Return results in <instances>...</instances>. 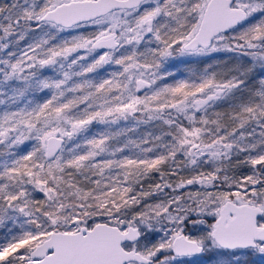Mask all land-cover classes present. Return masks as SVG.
<instances>
[{
  "label": "trees",
  "instance_id": "obj_1",
  "mask_svg": "<svg viewBox=\"0 0 264 264\" xmlns=\"http://www.w3.org/2000/svg\"><path fill=\"white\" fill-rule=\"evenodd\" d=\"M153 2L160 5V13L151 32L138 35L134 44L123 46L121 41L119 48L101 52L91 46L83 50L81 40L102 18L73 26L67 36L58 37L59 26L39 20L53 0H0V264H26L33 248L52 231L71 232L103 221L122 228L135 216L136 225L130 226L142 231L145 223L155 227L162 222L167 207L183 215L185 211L176 206L189 200L191 188L189 184L178 187L180 181L215 174V186L240 182L253 188L264 184V15L248 17L246 23L222 35L221 42L216 39L212 46L224 51L218 56L187 59L179 55L178 48L196 32L206 0ZM131 11L115 12L125 22L124 16ZM116 33L119 38L120 31ZM5 36L6 41L1 42ZM31 58L23 75L7 77L9 64L19 66ZM134 58L152 65L162 76L158 81L166 85L165 92L153 101L141 102L151 107L148 121L154 117L150 123L167 124L172 139L165 145L153 143L151 135L143 141L121 140L116 154L110 156L101 148L109 141L108 127L87 121L103 104L121 98L141 100L144 92H132L129 87L128 65ZM219 59L231 70V80L218 79L219 83H238L237 91L232 92L234 99H251L237 107H213L207 116L201 112L191 116L178 109V104L214 83L208 82L202 70ZM243 69L250 74L244 75ZM66 120L75 122L74 140H67L60 160L48 161L43 145L55 132L50 125ZM219 138L233 140L238 149L229 152L219 147L214 153L220 161L190 165L189 149L195 142L208 146ZM227 168L234 169L235 178ZM14 173L17 180L11 176ZM26 173L31 178L21 181L18 176ZM255 178L261 183H253ZM228 197L235 198L233 194ZM15 202L25 203V212L16 217L10 207ZM188 207L195 208L196 202ZM20 219L30 220L38 230L25 232ZM214 220L189 214L183 220V234L196 225L212 228ZM211 241L201 244L202 255L165 264H264L257 249H245L241 254ZM170 255L171 249L151 264Z\"/></svg>",
  "mask_w": 264,
  "mask_h": 264
},
{
  "label": "rangeland",
  "instance_id": "obj_2",
  "mask_svg": "<svg viewBox=\"0 0 264 264\" xmlns=\"http://www.w3.org/2000/svg\"><path fill=\"white\" fill-rule=\"evenodd\" d=\"M71 0H53L52 7L60 4V2H67ZM207 1V0H206ZM237 5L239 7H242L246 9L249 12L250 18H255L258 15H264V0H236ZM142 7H139L137 9L132 10L131 12H127L125 17V22L121 19V15L118 12H113L112 14L105 15L102 17L100 21H97L92 25L94 27L93 32H88L87 34H84V40H81V44H84V49H87V47H95V43L97 39L103 38L105 36L116 34V31H120L119 33V39L123 42V46H128L131 43L134 44L136 40L138 39V35L140 34H147L148 32H151V29L153 30V22L158 18V15L160 13V5H157L152 0H149L142 4ZM264 18V16H263ZM88 28V27H87ZM70 28H60L59 27V33L58 37L67 36L68 31ZM194 34V33H193ZM192 34V35H193ZM192 35H190L188 38L183 39L180 43V46L178 48L179 55L187 59H195V58H204L209 56H215L219 55L220 53H223L224 51L217 45H214L211 49L208 50H198L193 52H187L183 49L182 45L186 42V40H189ZM223 36H219L217 38V42H221L223 40ZM264 38V36H263ZM7 39V36H5L1 42H5ZM80 45V43L78 44ZM121 46V45H120ZM70 47H66V49H69ZM119 48V47H118ZM65 49V50H66ZM253 55V54H251ZM131 62H129V87L132 92H136L138 90H142L144 93H142L141 100H138L137 102L134 101H128L123 100V98L119 99L116 102H109L108 104H103V108L101 111H98V114L93 113L92 119L87 122H96L97 124H102L105 127H108V136L109 141L103 144L101 148L103 149V153H106L108 155H115L116 154V145L118 142H121V140H130V139H141L143 141L144 136L151 135V141L154 143V141L159 142L161 145H165L168 142L171 141V136L168 134L167 131V124H163L160 121H154L153 123H150L154 117L149 119L148 121L147 115H151L149 108L151 109L150 105L145 106L146 104H142V100L144 101H153L154 99H157L162 95V93L166 90V85L159 84V79L162 80V76H159L155 70H153L152 65H148L144 62L138 61L135 58L130 59ZM27 63H20L19 66L16 64L10 65V72L9 76L12 77L13 75L18 74V76L23 75L24 72L30 67L29 65L33 62L32 58L28 59L26 61ZM249 69V68H248ZM252 69V68H250ZM247 70V69H246ZM229 67L224 66L222 64L221 59L215 64H213L211 67H206L202 70V75L204 77L209 78L208 82H214L213 84H210L208 87L203 89L199 93H195L191 97L185 99L184 103L178 104L177 108L181 109L185 112L187 110L188 112H191L190 115L193 116L196 112H201L204 115H210L211 114V108L224 105L227 108L229 107H237L239 103L246 102V100L251 99L249 96L247 99L238 97L234 99L235 97L232 96L233 91H237L238 89V83H219L222 79L224 81L231 80V77L229 75ZM244 72V75L248 76L250 72L245 71V69L242 70ZM9 79V78H8ZM26 79V78H25ZM218 80V81H217ZM207 82V83H208ZM149 83L151 87L147 90H143V84ZM217 85L215 86V84ZM69 87V86H67ZM218 94V95H217ZM85 98V97H84ZM215 98L217 99V103H213ZM243 100V101H242ZM143 105V106H141ZM225 107V108H226ZM155 115V114H154ZM153 115V116H154ZM113 117V118H112ZM110 119V120H109ZM108 121V122H106ZM59 123V121H58ZM75 122L72 120H66L65 122L55 125L53 129H55L52 134L55 135H64L68 141L74 140L73 138V131ZM61 128V129H60ZM58 132H57V131ZM59 130H63V134L59 133ZM71 130V131H70ZM225 138L227 137V132L224 133ZM46 139V138H45ZM234 139V138H232ZM45 143L43 145V151L45 153ZM219 147L223 148V151H235L238 149L237 143L233 140L226 141L221 138L219 140H216L212 142L210 145H204L200 142H195L191 149H189V154L192 156V159L190 160L191 166H198V164H201L200 162L205 161L206 164H212L215 162H218L221 160L219 154L214 151L219 150ZM202 151L201 154H196L194 151ZM62 152L57 156L59 160L62 158ZM206 159V160H205ZM197 161V165L192 164L193 162ZM202 165V164H201ZM216 167V166H215ZM228 172L232 173L233 177L235 178V172L233 168H227L225 169ZM226 171V172H227ZM217 172V171H216ZM264 173V172H263ZM12 178H15L17 180V174H12ZM226 178V174L223 175ZM31 178V173H26L25 176L20 174L18 178H21V181L26 178ZM216 177L210 175L208 177L206 176H199L198 178H191L188 179V181H180L177 183L178 187L184 186L189 184L188 187L191 189L189 190V200L184 202V204H178L177 209L180 208L185 213L178 214L175 211H169V208L165 209V217L162 222L157 223L155 227H151L149 224L145 223V228L142 229L143 237L140 241L136 243L134 247H132L135 250H139L143 255L146 257H149L151 259H157L159 255H162L169 249L172 251V240L175 236L180 235L183 232L184 229V219L186 216L191 214L192 216H206L209 218H216L219 213L220 206L228 201L231 200L230 197H228L229 194H233V197H235L234 200L237 203H251V204H257L264 208V184H262L261 187L259 186H253V188L245 187L240 182L236 183L235 185L231 182L226 185H214L213 178ZM28 180V179H27ZM253 183H261V181L258 178L253 179ZM27 182H30L29 180ZM258 185V184H257ZM187 187V188H188ZM39 191L43 194H46L45 190L43 188L39 189ZM248 196V197H247ZM231 200V201H232ZM196 202L195 208L188 207L190 203ZM177 201H175L176 203ZM10 203V207H12L11 213L14 214L16 217L17 214L23 213L24 211V205L25 203ZM174 203V204H175ZM188 205V206H187ZM173 207V206H172ZM138 217H130L128 218L127 222L128 225H125V227H122L123 230H125L130 225H136V220ZM21 223L20 226L25 230V232H31V234H34L38 229V227L32 226L30 223V220L20 219ZM77 219L75 218L74 221H72V225L75 224ZM147 222L150 220L149 218L146 219ZM53 224L57 223L56 219H53ZM71 225V226H72ZM259 225H264V216L259 219ZM121 228V227H120ZM212 228L205 226L204 224H201V226L196 225L193 228L190 229L189 233H186L185 235L189 239H194L200 244L205 242H212L211 240V230ZM207 246V244L205 243ZM129 247V246H128ZM260 253V255L264 256V243L259 242L256 246V248ZM236 250V249H235ZM241 251V254L244 253L243 249H237ZM233 252V251H232ZM193 257V256H192ZM192 257H186V259L191 260ZM182 258V257H181ZM181 258H178L172 255L167 256L159 262H155L154 264H165L166 262H175L181 260ZM238 258L235 257V260ZM135 264V263H131ZM139 264V263H137Z\"/></svg>",
  "mask_w": 264,
  "mask_h": 264
},
{
  "label": "water",
  "instance_id": "obj_3",
  "mask_svg": "<svg viewBox=\"0 0 264 264\" xmlns=\"http://www.w3.org/2000/svg\"><path fill=\"white\" fill-rule=\"evenodd\" d=\"M149 0H71L51 7L41 17V22L53 23L62 28H72L93 22L117 10H134ZM158 1V0H152ZM249 12L237 5L235 0H207L199 26L192 37L183 43L187 52L208 50L214 41L237 26L246 23ZM121 45L118 34L97 39L95 47L106 52ZM143 84V90L149 89ZM45 143V157L54 161L67 144L63 135H49ZM264 216V208L257 204L224 202L212 224L211 239L221 249H253L259 242L264 243V225L259 219ZM143 237L138 226L125 230L116 224L97 222L92 226H82L76 231H52L30 253L26 264H151L153 259L139 250L129 248ZM174 256L192 257L202 255L204 245L185 234L172 240Z\"/></svg>",
  "mask_w": 264,
  "mask_h": 264
},
{
  "label": "flooded vegetation",
  "instance_id": "obj_4",
  "mask_svg": "<svg viewBox=\"0 0 264 264\" xmlns=\"http://www.w3.org/2000/svg\"><path fill=\"white\" fill-rule=\"evenodd\" d=\"M137 243V242H136ZM136 243L135 244H133V245H129V248H132V247H134L135 245H136ZM133 249V248H132Z\"/></svg>",
  "mask_w": 264,
  "mask_h": 264
}]
</instances>
